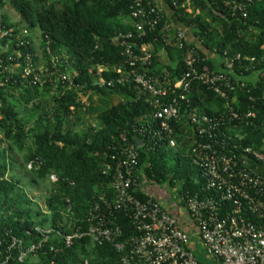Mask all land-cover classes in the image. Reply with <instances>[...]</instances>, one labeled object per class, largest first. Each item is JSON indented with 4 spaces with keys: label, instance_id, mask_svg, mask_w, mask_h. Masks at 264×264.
Listing matches in <instances>:
<instances>
[{
    "label": "trees",
    "instance_id": "obj_1",
    "mask_svg": "<svg viewBox=\"0 0 264 264\" xmlns=\"http://www.w3.org/2000/svg\"><path fill=\"white\" fill-rule=\"evenodd\" d=\"M166 5L185 27L190 28L211 72L227 74L225 60H234V73L230 75L235 86L228 101L220 99L205 87L193 84L188 94V104L182 103L181 118L172 123L175 150L166 141L146 145L148 131L157 126L152 120V109L146 97L133 83L117 84L127 70L121 51L112 45V39L132 31L129 0H0V46L9 45V50L0 51L3 69L17 67L12 73L0 74V264H77L68 257L77 250L83 253L79 264H121L120 255L105 244L97 246L88 238L77 240L70 248L57 237L68 235L70 229L63 223L76 222L83 230L89 227L87 215L102 196H112V176L102 174L104 165L112 163L124 146L135 147V138L145 142L138 153L136 173L152 184L167 183L177 188V194L199 193L202 185L200 172L190 161V149L197 140L188 124V112L209 117L224 116L230 110L239 114L253 113L254 119L242 124L228 123L224 127L228 143L243 148L261 149L264 140V0H252L242 18L225 6L223 0H167ZM176 4V7L173 6ZM4 9L17 16L13 21ZM160 24L154 33L136 40L147 46L152 59L147 74L167 75L173 82L181 78L184 51L163 42L170 30L165 14L160 12ZM38 29V52L48 61L45 51L61 62L60 69L74 71V83L80 91L52 80L41 88L32 87L22 76L23 60L30 54L36 62L29 30ZM26 32L24 35L22 31ZM165 49L168 64H161L157 57ZM203 51L210 52L214 59H207ZM253 60V61H251ZM219 65V66H218ZM112 81V87H98L99 79ZM244 83V89L238 87ZM17 95V96H16ZM48 97V101L44 98ZM81 97L91 101L97 97L103 104L97 110V126H88L81 131L71 128L73 114L82 110ZM111 97L121 102L110 105ZM31 105V109L28 106ZM21 107L25 116H20ZM185 107V109H184ZM85 113L86 111H82ZM145 130L144 136L136 133ZM125 140V142L123 141ZM20 154L24 166L38 182H46L50 174L57 181L50 182V194L45 203L50 211L49 219L36 222L39 214L26 207L30 200L10 172L15 168L13 155ZM173 157L174 165L168 158ZM140 200L154 199L139 194ZM121 230V241L135 235L129 219L116 214ZM48 223V224H47ZM50 229L47 240L36 229ZM29 233V235L27 234ZM13 240L21 241L23 248L41 243L36 253L25 261H18V250L12 247Z\"/></svg>",
    "mask_w": 264,
    "mask_h": 264
},
{
    "label": "built area",
    "instance_id": "obj_2",
    "mask_svg": "<svg viewBox=\"0 0 264 264\" xmlns=\"http://www.w3.org/2000/svg\"><path fill=\"white\" fill-rule=\"evenodd\" d=\"M129 1L132 31L116 36L111 42L120 49L127 66L116 82L118 85L133 83L153 111L151 117L157 126L155 131H148L146 145L152 147L156 141L164 140L175 150L171 124L180 121L182 103L188 104L193 84L228 101L229 93L235 90L230 75L240 57L225 60L227 74L211 72L196 48L187 47L186 30L181 28L176 29L170 41L163 38L166 44L185 52L181 78L173 82L165 74H147L152 56L148 47H140L136 40L155 32L161 10L155 0ZM160 1L165 4L167 0ZM223 3L245 18L252 0H223ZM6 35L7 32L0 31V37ZM45 56L48 61L42 60L40 66L30 54L24 57L22 76L29 79L28 84L41 88L55 80L66 89L80 91L74 83L75 72L62 71L58 57L48 48ZM13 69H3L0 61V74L12 73ZM96 85L112 87L113 82L100 78ZM238 87L244 89L245 84L238 83ZM80 102L82 111H86L88 104L83 97ZM254 117L251 112L239 114L230 110L226 120L224 116L209 117L189 110L188 124L197 142L188 156L200 172L202 185L199 193L177 194L176 203L187 214L188 224L182 223L157 200L138 198L145 193L135 171L138 153L135 147L124 146L102 170L103 175L112 176L111 198L102 196L91 207L86 230L72 222L68 225L71 233L66 236L58 233L57 237L66 248L82 238L97 246L108 244L120 255L121 264H264V173L258 170V167L264 168V140L261 149L231 146L223 127L226 121L242 124ZM136 133L144 136L145 130L137 129ZM48 180L57 181L54 174ZM119 213L129 219L135 231V235L123 241L115 216ZM36 232L47 240L50 230L37 228ZM12 247L18 250V261L23 262L36 253L41 243L23 248L21 241L13 240Z\"/></svg>",
    "mask_w": 264,
    "mask_h": 264
},
{
    "label": "rangeland",
    "instance_id": "obj_3",
    "mask_svg": "<svg viewBox=\"0 0 264 264\" xmlns=\"http://www.w3.org/2000/svg\"><path fill=\"white\" fill-rule=\"evenodd\" d=\"M2 12L7 13V15L13 21L16 22L18 20L16 14L13 13L12 11L4 9ZM24 30L25 29H23L22 31H24ZM29 35L31 36V39H32L33 49L36 47V51L34 49L35 55H37L36 57H39L40 53L38 52V44H39V31H38V29L34 28V29L29 30ZM8 49H10L9 45H7V49L5 46L3 47V49L0 46V51H7ZM36 52L38 54H36ZM40 57H41V55H40ZM37 65L40 66L41 61H39ZM13 71H15V69H13ZM44 101H48V97L44 98ZM108 102L110 103V105H117L118 103L121 102V99L118 97H111ZM87 104H88V106L86 108L85 113H83L81 110L78 113L73 114V116L71 118V122H70L71 128L74 131L84 130L88 126H97V122H96L97 112L96 111L102 109L103 104L101 103V101L97 97H94L91 101H87ZM28 109H31V105L28 106ZM18 113L20 116H25V112L21 107H18ZM22 158L23 157L20 154H14L13 155L15 168L10 172V174H12V176L14 178L13 180L18 182L19 189L22 190L23 193H25L30 200V204L27 205L26 207H29L33 211H35V212L37 211L39 213L35 217L36 222L41 221L43 218L48 220L50 217V211H49L45 201L50 194V182L46 181V182L41 183V182L36 181L35 178L29 172L28 166H24V162H23ZM168 161H169V164L172 166L175 164L172 156H169ZM139 178L141 179L140 176H139ZM140 181H141V186L145 192H147V189L149 187L154 186L149 181H147L146 179H141ZM157 185H160L159 186L160 190H162L163 192H168L171 195H173V197H172L173 200L170 199L167 202V205H166L167 207H169V205L172 202H176V199L178 198L176 187L171 188V187H169V185L167 183H160ZM63 223L67 224V226L69 225L68 224L69 222L67 223L65 218L63 219ZM49 230H50L49 228L46 229V231H49ZM198 249H199V246H198ZM67 254H68V257L72 256V258L75 260V262L77 264H79L80 260L84 256L80 250H77L74 254H71L70 252H67Z\"/></svg>",
    "mask_w": 264,
    "mask_h": 264
},
{
    "label": "crops",
    "instance_id": "obj_4",
    "mask_svg": "<svg viewBox=\"0 0 264 264\" xmlns=\"http://www.w3.org/2000/svg\"><path fill=\"white\" fill-rule=\"evenodd\" d=\"M154 3L158 7V9L161 10L165 14L167 26L170 28V30L166 33V38L168 39V41L171 40V38L174 35L176 29L183 28V29L186 30L187 42L188 43H192L195 46L199 47V43L193 37V33H192L191 29L187 28V27H184V25L181 22L178 21V19L174 16L173 11L166 4L162 3L160 0H155ZM170 47H173V45H171ZM6 49H7V46H6ZM34 49L36 51V47ZM203 53H204V55L206 56L207 59H209V60L214 59V55L212 53L207 52V51H203ZM36 54H38V53L36 52ZM41 57L39 55V57H38V59L36 61L37 62L42 61L43 59ZM157 57H158L159 62L161 64H168L170 62L169 58L167 57V53H166L164 48L158 52ZM258 170L260 172L264 173V168L263 167H258ZM138 175L141 177V179H146L143 176L142 173H139ZM152 185H154V186L153 187H149L147 189V192H145V194H147L149 196H152L154 199H156L160 204H162L165 208H167L172 215L178 217L181 220L182 223L188 224L187 214L185 213V211H183V209L181 207H179L177 205L176 202H172L169 205V207L166 206L167 202L170 199L173 200V198H172L173 195H171L168 192H163L162 190H160V187H159L160 185H157V184H152Z\"/></svg>",
    "mask_w": 264,
    "mask_h": 264
},
{
    "label": "water",
    "instance_id": "obj_5",
    "mask_svg": "<svg viewBox=\"0 0 264 264\" xmlns=\"http://www.w3.org/2000/svg\"><path fill=\"white\" fill-rule=\"evenodd\" d=\"M134 142H135V148L136 149H139L143 146V141L139 138H135Z\"/></svg>",
    "mask_w": 264,
    "mask_h": 264
}]
</instances>
